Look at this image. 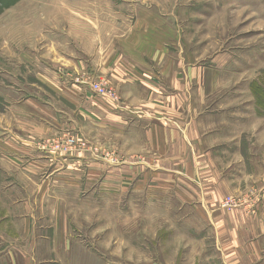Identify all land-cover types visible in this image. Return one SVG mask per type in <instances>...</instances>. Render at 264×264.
<instances>
[{
  "label": "rangeland",
  "instance_id": "1",
  "mask_svg": "<svg viewBox=\"0 0 264 264\" xmlns=\"http://www.w3.org/2000/svg\"><path fill=\"white\" fill-rule=\"evenodd\" d=\"M13 1L0 2V264H248L221 261L224 221H255L238 249L243 231L264 249V0ZM63 74L85 97L56 94ZM45 110L73 129L27 139ZM53 176L64 189L34 191ZM210 202L215 225L199 215Z\"/></svg>",
  "mask_w": 264,
  "mask_h": 264
},
{
  "label": "crops",
  "instance_id": "2",
  "mask_svg": "<svg viewBox=\"0 0 264 264\" xmlns=\"http://www.w3.org/2000/svg\"><path fill=\"white\" fill-rule=\"evenodd\" d=\"M60 61H63V65H69V66H76L74 64V62H70L69 59H65L64 57H59ZM71 76H66L65 74H63V77H60V80H61V88H59L57 91L55 90L56 94H61L63 97H66L68 95H71V94H75V95H79V96H84L85 97V94H83L79 89L77 90V88L75 89V87L73 88H68V85H67V82L72 80L70 78ZM42 78L44 79V77L42 76ZM40 78V79H42ZM45 81H48L49 79H44ZM42 80V81H44ZM58 85V84H57ZM75 86V85H74ZM84 91V89L82 90ZM53 92V91H52ZM80 92L82 95H80ZM85 93V91H84ZM88 93V92H87ZM54 94V92H53ZM59 94V95H60ZM60 95V96H61ZM81 98V97H80ZM45 112V117L44 116H38L40 117L41 119H39L38 117H35L36 115L35 114H31L29 116L30 119L33 120V123L32 125H34V127L31 129V137L27 138V139H34L36 140L37 138H45V136H55L57 135L60 131H64L63 129H65L66 127H70L71 129L72 126L74 125V121L73 119H68L66 122L62 123L61 122V119L58 121V119L52 117V116H49V112L47 110L44 111ZM93 119H96L92 116ZM56 123H53L55 122ZM96 125V123H93L90 118H88V120H86V124L84 125V127H87V130L89 129L88 127H94ZM75 127V126H74ZM80 129V128H79ZM82 130V129H81ZM111 131L113 132V130L111 129ZM84 132V131H83ZM21 136H19V139H20ZM136 141L138 142L139 140H135V143ZM17 144H22L21 142H18L17 141ZM137 144V143H136ZM3 147L5 146L6 148H8V145L7 144H2ZM17 145V146H19ZM31 145H27V147H25L24 145H20V147L22 148H28V149H31L32 147H30ZM51 157V156H50ZM52 159H47L49 161V163H52L53 162H56V160H53L55 159L54 157H51ZM62 159V158H61ZM60 159V160H61ZM52 160V161H51ZM58 160V161H60ZM57 161V162H58ZM62 163V162H61ZM61 163H57V165L61 164ZM43 167L45 168L46 166L48 167V164L44 161V163L42 164ZM56 165V164H54ZM56 165V166H57ZM49 168H52L53 170H51L50 172V175H56L59 173L57 171V169L53 168L52 165L50 164ZM161 168H159L158 170H160ZM50 171V170H49ZM95 170H92L90 172V174L88 175V179L87 181L91 180L92 182H94V178H95V173L94 172ZM80 176H77L78 179H83L84 181V178H85V175L84 173L83 174H79ZM92 175V177H91ZM56 176H53L52 179L49 178V180L47 179L46 182H44V186L42 188H38L36 187L37 186V183H36V186H35V192H37V194H42L43 196H45L47 193H56V192H59L62 189H64L65 185H66V181H65V178L62 177L61 180L59 181L57 179ZM86 181V182H87ZM57 194V193H56ZM56 194H53L54 196V199L56 200V202H58L57 204L54 205V202H52L51 204L54 205L53 208L54 209H59V205H60V200L56 197ZM46 200L48 199L47 197L45 198ZM190 199L189 198H186L185 197V200L186 202H188ZM49 200V199H48ZM188 200V201H187ZM202 207V206H201ZM63 209V208H62ZM219 208L216 207L215 203L214 202H210V204H206V208L205 206L202 207V209L199 211V215L201 217H203L207 222L209 221V225H215V222H213V220H215L216 216H217V212L219 211L218 210ZM63 210H62V213L60 212H57V214L54 216L53 218V226L55 227V233L57 235H60L62 236L64 233H67V229H65V222L66 220H61V217L63 215ZM225 218H230V216H228V214H222L220 216V218L217 220L218 223L220 224H223L221 221L224 220ZM58 220V221H56ZM248 225V229H253L254 228V225L256 224L255 221H253V223H245ZM245 224H242L241 221H239L238 223H235V222H231V221H224V226L221 227L219 229V233H217L218 231L215 230V233H214V237L215 235H224V231L225 230H230V239L228 241H226V243L224 244V246H219V248H226L225 251L226 253L224 254L223 258L221 259V261L223 263H225V261H234L235 260V256H240L241 260L243 261H247L248 264H258L259 260H262V255L264 254V249H262V251H257L254 247V248H251L250 245L251 243L254 241L253 239V234L250 233V231L248 232H242L243 233H246L248 234V241H245L243 244H242V248H239L238 247L240 246V239H241V236L240 235V232H241V227ZM34 234H36L34 232ZM37 235V234H36ZM243 237V236H242ZM222 240H218L217 242L220 243ZM257 243L256 241L254 242V244ZM204 259L206 262H209L210 260L212 261L211 257H205V255H203Z\"/></svg>",
  "mask_w": 264,
  "mask_h": 264
},
{
  "label": "built area",
  "instance_id": "3",
  "mask_svg": "<svg viewBox=\"0 0 264 264\" xmlns=\"http://www.w3.org/2000/svg\"><path fill=\"white\" fill-rule=\"evenodd\" d=\"M93 89H94L95 92L100 93V94H105L106 95V93H107V92L104 91V89L100 88V86H98V85H94Z\"/></svg>",
  "mask_w": 264,
  "mask_h": 264
},
{
  "label": "trees",
  "instance_id": "4",
  "mask_svg": "<svg viewBox=\"0 0 264 264\" xmlns=\"http://www.w3.org/2000/svg\"><path fill=\"white\" fill-rule=\"evenodd\" d=\"M0 2H3V3H5L6 2V0H0ZM13 2H16V0L15 1H13ZM7 3V2H6ZM8 4V3H7ZM12 5V4H11ZM5 7H8V6H5Z\"/></svg>",
  "mask_w": 264,
  "mask_h": 264
}]
</instances>
